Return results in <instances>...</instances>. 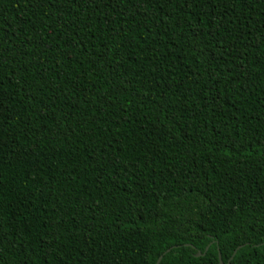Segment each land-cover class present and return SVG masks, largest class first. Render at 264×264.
<instances>
[{"label":"trees","instance_id":"obj_1","mask_svg":"<svg viewBox=\"0 0 264 264\" xmlns=\"http://www.w3.org/2000/svg\"><path fill=\"white\" fill-rule=\"evenodd\" d=\"M219 255L264 264V0H0V264Z\"/></svg>","mask_w":264,"mask_h":264},{"label":"water","instance_id":"obj_2","mask_svg":"<svg viewBox=\"0 0 264 264\" xmlns=\"http://www.w3.org/2000/svg\"><path fill=\"white\" fill-rule=\"evenodd\" d=\"M206 249H207V248H206ZM167 251H169V249H168ZM160 259H161V257H159V259H158V261H157V264L159 263ZM219 260H220V264H223L222 261H221V257H220V255H219Z\"/></svg>","mask_w":264,"mask_h":264}]
</instances>
